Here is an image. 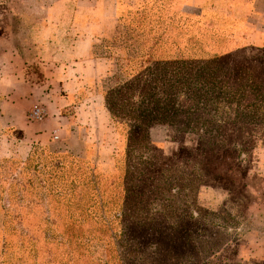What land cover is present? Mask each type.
Here are the masks:
<instances>
[{"label":"rangeland","instance_id":"rangeland-1","mask_svg":"<svg viewBox=\"0 0 264 264\" xmlns=\"http://www.w3.org/2000/svg\"><path fill=\"white\" fill-rule=\"evenodd\" d=\"M168 14L183 26L151 43L156 16ZM209 22L216 30L198 31ZM173 59L222 68L228 90L239 76L258 85L264 0H0V255L8 246L14 264H264V106L214 89L188 126L160 117L173 67L148 83ZM36 108L41 120L29 117ZM28 196L38 242L24 249L10 215Z\"/></svg>","mask_w":264,"mask_h":264},{"label":"trees","instance_id":"trees-1","mask_svg":"<svg viewBox=\"0 0 264 264\" xmlns=\"http://www.w3.org/2000/svg\"><path fill=\"white\" fill-rule=\"evenodd\" d=\"M180 19L185 20V18H181V17H175L174 15H165V16H156V24L161 28L162 32L159 34L161 35V37H157L152 39L151 43H157L159 40H162V35H164L165 33H167L171 28L172 30L178 29L180 26H183V22L180 21ZM211 23H207L206 24V28L204 29H198V31H202V30H216L214 29L215 26H211ZM162 25L165 26V29L162 27ZM174 27V28H173ZM213 27V28H212ZM157 35V36H159ZM211 38H213L211 36ZM232 41V40H231ZM236 41V40H235ZM235 41H232L234 44L236 43ZM215 48H218L219 45H214ZM184 48V47H183ZM182 48V49H183ZM218 52L220 53V57H230V55L232 54L233 51L231 52H225V53H221L222 50H218ZM175 55H177L176 57L178 58L179 56H183V54L177 52L175 53ZM190 57V56H189ZM192 58V57H191ZM195 58V57H193ZM186 59V58H185ZM199 59H202L201 57ZM228 59V58H227ZM176 59H173V61L175 62L172 65H169L168 63H160V64H156V67L153 68L154 72H158L159 74L162 75V77L160 78H156L153 79V81H149L148 84L153 85V83H155L156 81L159 82L162 81V83H164L163 78L165 77V74L167 73L166 71L171 69V66L173 67L174 73L176 74V76L173 78V82L165 87L163 86V89L161 90L162 96H165V102L163 103H159L157 104L154 108L155 111L158 113V115L160 117H162L163 114H168L169 115V120H174L176 125H183L184 127L188 126L191 122V117L188 116L191 112V110H193L194 108H198V109H204L205 107H203L202 104H208V93H210L212 90H216V89H221V92L227 97V99L229 98H235L236 96V92H237V103L243 104L244 102L246 105V108H250L252 105L256 104V103H260V105L264 106V78L262 79V81L255 86H251V85H246V84H242L243 81H241L240 76L239 78H234L233 80L239 79V83L237 85L236 81L234 82V87L232 88V90H228L231 87L229 82L226 81V79H223L222 74L224 73L225 75L228 74L227 72H223L222 68H217V66L214 68V70H212V72H206V64H202L200 66H195L194 68H192L189 64H186L183 60H179L180 62L177 63V61H175ZM186 64V66L184 65ZM236 70L237 69H233L230 72V76L232 74L235 75L236 74ZM190 72L194 73V76L190 74ZM164 73V74H162ZM264 73V72H263ZM182 76H179L181 75ZM221 75V76H220ZM222 78V80H221ZM242 80H247V78H243ZM153 82V83H152ZM225 86H226V91L225 90ZM223 87V88H221ZM158 88V86L156 87V89ZM146 90V87L145 89ZM191 90L192 93L191 94H186L187 91ZM243 90L246 91L248 93V95L246 96H242L240 95L241 93H243ZM242 91V92H241ZM171 92H176V95H172L171 97L169 95H164L167 93H171ZM223 95V96H224ZM250 95V96H249ZM184 96L189 102L185 104V106L181 105L178 102V99ZM239 96V97H238ZM169 98V99H168ZM175 98H177V100H175ZM247 98H252L250 100V102L248 103ZM143 99V96H142ZM236 99V98H235ZM248 103V104H247ZM182 113L184 115V122H182L183 120H180V114ZM177 119V120H176ZM29 188H23L22 191H25L27 193H29L28 191ZM16 208L13 207L12 208V215H10V220H15V225H23V237L26 238V240L24 241L25 246L24 249H27L28 246L27 244L30 245V247L32 248V246H35L34 244L38 242V239H36V235L33 234L32 235V231L30 228V223H27V220L29 219V212L31 210V207L28 206L29 203H33L34 198H32L31 196L28 197H19L16 198ZM20 209H23L22 211H20ZM7 220H4V226L7 225ZM21 231V230H20ZM4 231H3V243L5 240V235H4ZM2 258L9 263V264H14L11 263L10 261V256H11V252L8 248V246H2ZM0 255V256H1ZM3 255L5 257H3ZM19 262L21 264H43L42 261L39 262H29L27 260L20 261ZM19 264V263H18Z\"/></svg>","mask_w":264,"mask_h":264},{"label":"built area","instance_id":"built-area-1","mask_svg":"<svg viewBox=\"0 0 264 264\" xmlns=\"http://www.w3.org/2000/svg\"><path fill=\"white\" fill-rule=\"evenodd\" d=\"M32 120H41L43 118V115H42V111L38 108L34 109L30 116H29ZM54 139H58V136L57 135H54Z\"/></svg>","mask_w":264,"mask_h":264}]
</instances>
